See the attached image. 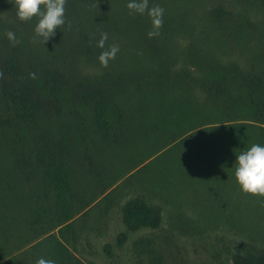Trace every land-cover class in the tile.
I'll list each match as a JSON object with an SVG mask.
<instances>
[{
  "label": "rangeland",
  "instance_id": "1",
  "mask_svg": "<svg viewBox=\"0 0 264 264\" xmlns=\"http://www.w3.org/2000/svg\"><path fill=\"white\" fill-rule=\"evenodd\" d=\"M99 1L69 0L64 25L46 45L48 40L43 43L34 32L38 18L22 23L11 2L0 0L2 54L17 48L24 71L35 73L45 98L46 77L58 69L61 102L60 110L46 103L39 123L43 135L12 122L0 128V170L20 168L16 161L23 154L36 161L41 136L61 140L62 127L71 128L67 149L73 204L79 208L99 197L74 218L94 206L77 224L74 251L84 264H149L152 258L163 264H219L227 260L225 247L233 248V240L255 236L250 219L257 212L240 211L235 197L228 204L221 201L226 183L216 177L209 181L204 156L190 145L157 150L171 141L173 134L163 130L177 119L181 106L197 104L195 97L203 96V89L190 90V74L199 69L194 64L207 71L260 50L254 46L260 38L264 42V0H149V8L164 9L163 27L152 38L151 18L130 14V0ZM7 31L14 32L19 43L10 42ZM101 33L108 34L105 49L119 47L108 67L98 60L105 50L97 47ZM191 44L198 49L192 52ZM92 86L103 88L112 104L108 127L101 126L92 106L80 99ZM1 103L0 97V120L6 119ZM208 111L202 109L198 118ZM191 118H184L180 128L192 124ZM114 182L112 189L119 187L106 197L112 189L105 187ZM138 198L159 208L158 227L128 229L124 211ZM241 218L249 221H238Z\"/></svg>",
  "mask_w": 264,
  "mask_h": 264
},
{
  "label": "trees",
  "instance_id": "2",
  "mask_svg": "<svg viewBox=\"0 0 264 264\" xmlns=\"http://www.w3.org/2000/svg\"><path fill=\"white\" fill-rule=\"evenodd\" d=\"M94 2L96 5L100 3L99 0ZM11 4L17 17V9ZM29 21L21 22L27 24ZM257 42L260 43L253 46L260 50L252 57L239 55L236 60L218 63L207 71L194 64L199 69L190 74L193 81L190 90L195 93L203 89V96L195 97L197 104L190 102L181 106L177 119L171 125L166 124L163 130L173 134L171 141L157 150L161 152L169 146V151L173 147L190 145L196 153L204 156L203 166L209 181L216 177L226 183L228 188L222 191L225 199L222 196L221 201L228 204L227 201L235 197L241 204L240 211L257 212L255 217L250 216L255 236L233 240V248L225 247L227 260L219 264H264V197L243 193L235 177L237 155L253 144L264 146V42L262 38ZM49 43L50 39L46 45ZM6 44L10 46L9 42ZM190 49L193 52L198 48L191 44ZM0 53L1 109L6 116L0 120V128H8L12 122L17 127L36 129V133L43 135L45 131L40 129L39 123L46 103L61 109L56 77L58 69L51 71V78L46 77L49 96L45 98L32 73L24 71L23 58L17 48L11 50L10 47L9 54H2V50ZM90 88L80 95V99L92 106L96 121L108 127L112 104L103 88ZM202 109L209 111L205 117L198 118ZM190 115L193 123L180 128L181 121ZM51 130L49 128L48 132ZM60 134L61 140L56 141L40 137L43 142L36 161L30 162L29 155L23 154L16 161L20 168L0 170V264H36L41 257L53 260L55 264H84L74 251L79 240L77 224L94 206L74 218L99 197L79 208L73 204L76 196L70 191L71 168L67 149L73 131L62 127ZM116 184H109L104 190L108 191ZM212 200L213 196L209 199L213 206ZM160 219L159 208L142 198L129 201L124 211L125 223L131 231L158 227ZM149 264L163 263L160 258H152Z\"/></svg>",
  "mask_w": 264,
  "mask_h": 264
},
{
  "label": "clouds",
  "instance_id": "3",
  "mask_svg": "<svg viewBox=\"0 0 264 264\" xmlns=\"http://www.w3.org/2000/svg\"><path fill=\"white\" fill-rule=\"evenodd\" d=\"M17 9V17L24 22L38 18L34 32L37 37L43 38V43L55 36L56 29L61 28L65 23V10L67 0H9ZM130 14H145L151 18L152 31L148 32L149 38L158 36L163 27L164 9L159 5L149 8V0H130L127 4ZM6 36L13 44L19 43L12 31H7ZM107 33H101L97 47L105 49ZM119 47L110 45L102 51L98 57L102 67H108L109 61L116 58ZM2 76V73H0ZM32 78L35 73L31 74ZM235 177L240 185L241 191L245 194H252L264 197V146L253 144L246 151L241 152L236 158ZM36 264H55V261L43 257L36 261Z\"/></svg>",
  "mask_w": 264,
  "mask_h": 264
}]
</instances>
